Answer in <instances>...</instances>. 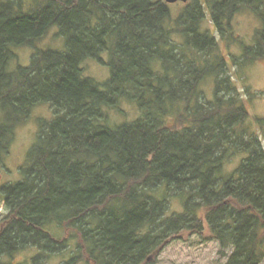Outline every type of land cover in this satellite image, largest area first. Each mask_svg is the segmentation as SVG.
I'll use <instances>...</instances> for the list:
<instances>
[{"label": "trees", "instance_id": "trees-1", "mask_svg": "<svg viewBox=\"0 0 264 264\" xmlns=\"http://www.w3.org/2000/svg\"><path fill=\"white\" fill-rule=\"evenodd\" d=\"M172 5L0 0V155L35 106L54 111L21 180L3 189L0 264L27 250L38 251L32 264L65 254L63 264H152L171 239L204 237L206 225L224 254L233 250L226 264L264 262V117L251 116L258 93L241 91L232 72L264 61V0H188L176 18ZM206 7L220 39L235 44L233 19L253 11L262 24L254 44L240 57L223 53L202 28ZM55 27L65 51L36 50L28 67L9 70L15 50ZM89 59L110 67L106 83L84 77ZM124 101L139 116L111 121ZM173 198L185 199L184 212L170 211Z\"/></svg>", "mask_w": 264, "mask_h": 264}, {"label": "rangeland", "instance_id": "rangeland-1", "mask_svg": "<svg viewBox=\"0 0 264 264\" xmlns=\"http://www.w3.org/2000/svg\"><path fill=\"white\" fill-rule=\"evenodd\" d=\"M24 5L30 9L33 5V0H24ZM185 3L179 2L172 5L174 17L176 18L184 9ZM207 9V18L202 25L203 30H209L214 33L218 41H220V50L225 54H234L237 57L242 55V51L247 46H252L255 42V35L258 29L261 28V21L254 14L253 11H243L236 15L232 21L234 34L237 36L241 43H234L232 41H222L216 32L214 23L210 16V10ZM59 28L55 27L50 30L45 38L37 41L34 47H24L15 50L16 59L12 62L10 71L14 72L18 67H28L31 64L32 57L36 50H57L65 51L66 39L59 35ZM230 58V57H229ZM101 59L105 63H109V54H103ZM232 59V57H231ZM232 62V61H230ZM234 67V64H233ZM84 69V77L94 79L96 82L103 84L106 83L111 77V69L109 66L104 65L98 60H86L82 66ZM233 68L232 72L235 76L241 91L244 87L252 90V93H258V96L252 101L251 116L264 117V61H257L244 66L240 73H236ZM202 89L205 91L207 98H213L214 81L208 79ZM121 105L125 114L120 115L117 111L111 113V121L117 122L126 119L134 118L131 114L139 116L134 104L129 101H124ZM7 118V113L0 110V122ZM54 118V111L50 104H39L33 108L27 121L19 125L15 132V138L11 144L9 155H0V224L7 216V208L3 200V189L10 184L17 183L21 180V168L27 160L28 153L37 141L39 130L42 124L50 122ZM134 120V119H133ZM128 120L126 122H131ZM125 123V122H122ZM122 123H116L122 124ZM261 139L264 144V126L261 130ZM247 154L241 155L239 158V166L243 158ZM238 161H231L226 166L227 172H231L238 167ZM185 199L173 198L170 203V211L176 213L184 212ZM172 214V213H170ZM206 225V223H205ZM52 233L58 238L65 237L63 231L53 228ZM233 250L229 249L224 254L219 242L211 239V233L206 225L204 237L197 234L184 233L178 239H171L169 244L162 248L157 254L151 257L152 264H226L229 257L232 255ZM38 256V251L27 250L21 252L13 259L14 264H32V260ZM71 255L65 254L63 256L51 257L41 264H63L70 260ZM84 264V263H80ZM261 264H264L262 262Z\"/></svg>", "mask_w": 264, "mask_h": 264}, {"label": "water", "instance_id": "water-1", "mask_svg": "<svg viewBox=\"0 0 264 264\" xmlns=\"http://www.w3.org/2000/svg\"><path fill=\"white\" fill-rule=\"evenodd\" d=\"M168 4H176V3H179V2H183V3H187L188 0H165ZM0 178H1V175H0Z\"/></svg>", "mask_w": 264, "mask_h": 264}]
</instances>
